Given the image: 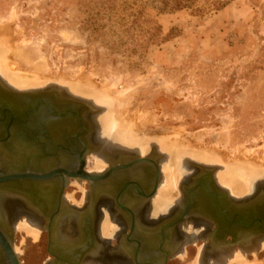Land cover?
Instances as JSON below:
<instances>
[{"label":"rangeland","instance_id":"rangeland-1","mask_svg":"<svg viewBox=\"0 0 264 264\" xmlns=\"http://www.w3.org/2000/svg\"><path fill=\"white\" fill-rule=\"evenodd\" d=\"M215 3L225 7L217 10L218 6H212ZM195 7L204 12L160 14L150 0H0V48L8 50L18 78L46 80L23 89L12 87L1 75L0 79L17 91L42 88L57 92L61 89L56 86H62L72 93L74 83L95 93L106 86L103 91L108 95L102 96L108 103L86 99L104 109L96 120L102 137H107L108 131L111 144L136 149L141 156L152 151L165 156L159 163L162 178L158 190L165 186L163 167L172 162L171 154L177 148L168 150L158 139H166L168 145L177 140L178 146L189 152L173 160L174 168L170 166L179 177L177 191L170 192L172 203L180 201L184 176L199 172L196 165L208 168L230 197L243 198L256 181L254 191L264 185V0H199ZM2 36L8 38V47L1 45ZM86 79L96 88H85ZM79 98L85 99L84 95ZM113 101H119L118 105L109 106ZM121 106L135 116L129 119L138 124L137 145L123 142L118 129L109 131L102 121L109 110L111 116L123 119ZM111 144L105 145L109 151ZM207 149H213L218 158L225 156V163L217 162V156L215 162L201 158L202 150ZM94 156L92 153L87 159V171L99 170ZM242 160L255 161L258 166L251 163L255 177L243 195L235 197L234 191L219 185L218 175L233 168V161ZM102 164L104 170L107 164ZM83 188L86 181H74L67 189L69 200L79 201L82 192L84 197ZM184 222L191 227L189 221ZM14 231L19 261L42 264L47 254L44 238L36 242L41 232L36 240ZM109 244L114 245V240ZM201 247L188 246L184 256L167 264H198ZM242 248L234 247V252ZM242 255L244 259L226 264H264V249L258 253L240 251L235 258ZM100 264L127 263L102 259Z\"/></svg>","mask_w":264,"mask_h":264},{"label":"flooded vegetation","instance_id":"flooded-vegetation-1","mask_svg":"<svg viewBox=\"0 0 264 264\" xmlns=\"http://www.w3.org/2000/svg\"><path fill=\"white\" fill-rule=\"evenodd\" d=\"M96 114L98 115V112L91 109L86 111V116L82 117L86 127L82 126L83 123L76 124L74 127L65 122L51 124L50 138L41 131L45 127L41 121L25 124L16 122L12 132V134L15 133L14 136L7 137V139L0 132V175L1 173H29L43 176L50 172H60L47 180L23 179L21 182L0 185V264L10 263L8 253L3 249L5 244V246H11L13 252L17 250L14 248V235L17 233L14 230L15 223L19 219H31L39 233L41 232L36 242H41L44 238L47 257L42 264L54 261L50 253L72 262L74 250L91 240L96 252L93 251V258L88 257L83 260V264H100L102 259L116 260L107 256L106 253L99 252L97 241L100 239L114 240V245H117L119 240L128 235L132 223H134L138 236H141L148 246H154L160 239L159 233L162 232L164 234L162 248L170 254L169 260L184 256L188 246H195L197 250L202 246L195 261L198 264H226L234 261L240 251L247 253L257 251L258 253L260 249H263L258 244V241L262 239L256 241L253 236L245 237L243 233L236 230L233 232L234 237L230 234H223L212 216L203 210L205 205L202 201L196 207L191 208L186 217L168 227L167 225L173 223L180 215V206L185 199L184 190L193 185V179L199 173L193 172L189 178H187L189 174L184 176V183L179 186L182 193L178 199L180 200L178 202H181L180 205L174 202L165 211H155L152 204L154 195L150 198L144 196L151 191L156 177L157 191L162 178L159 170L162 155L158 152L152 151L142 157L135 150L126 147H111L109 155L100 157L107 167L101 174L95 175L105 177L115 167L121 168L122 165L137 158H144L147 161L134 166V170H131L132 168L119 169L116 175L103 178L95 186L97 189L104 188L102 194L98 196L94 194L95 187L92 190L91 182L66 176L65 171H74L78 158L77 153L83 150L77 144L78 141H75V136L81 133L83 128H86L87 133L84 131L85 134L78 137L85 142L88 148L87 154L84 155L83 170L87 174L94 173L88 172L86 166L89 155L98 152L103 146L101 138L103 133L96 121L98 119ZM29 129L31 132L28 138L25 135ZM70 153L72 157L69 156ZM74 181L76 184L86 181V188L81 190L85 191L86 195L83 197L82 192L81 199L77 202L70 201L67 196V189ZM125 183L132 184L131 188L124 190L119 196L118 203V193ZM213 186L224 192L216 184ZM137 191L141 195H138ZM256 191L249 194V197L252 198ZM228 198H230L229 195ZM176 203H178L177 206H175ZM237 209H240V205ZM57 217L59 219L53 228V221ZM105 218L114 224L110 236L108 235L106 239L101 238L100 232L102 221ZM184 221H189L191 227L187 228ZM249 238L253 240L251 239L248 245L244 244L250 241ZM89 244L87 245L90 246ZM240 246H247L250 249L234 252V247L240 249ZM202 251L205 253V259H201ZM181 253L182 255L179 256ZM117 260L124 261L120 258Z\"/></svg>","mask_w":264,"mask_h":264},{"label":"water","instance_id":"water-1","mask_svg":"<svg viewBox=\"0 0 264 264\" xmlns=\"http://www.w3.org/2000/svg\"><path fill=\"white\" fill-rule=\"evenodd\" d=\"M1 84L0 132L5 139L14 136L15 133L12 134V132L14 131L13 128L16 122L25 124L27 122L41 121L45 126L41 131H43L44 135L49 138L51 124L54 125L55 123L65 122L74 127L76 124L83 123L82 126L86 127L82 117H85L86 111L90 110L88 104H91V102L88 100L85 101L84 99L76 98L62 89L57 92L50 89L19 92L10 89L3 84V86H1ZM83 129L84 130L81 133H78L75 136V141H78L77 144L81 147V150L83 149L77 153L78 158L77 163H75V169L72 172L65 171L64 174H67L66 176L69 177L85 179L86 181L91 182L92 190L103 178L116 175L119 169L124 170L132 168L131 170H134V166L147 161L144 158H137L128 164L122 165L121 168L115 167V169L111 170L105 177L95 174H87L83 170V165L84 155L87 154L88 148L82 139H78L79 136H83L82 134L84 131L87 133L86 128ZM30 130L31 129H29L26 132L27 135H25L28 138L30 137ZM69 156L72 157V154L70 153ZM196 169L199 171V174L194 177L193 185L184 190L185 199L180 206V215L173 221V223L167 225L168 227H171L173 224L186 217L191 208H194L199 203L203 202L205 205L203 206V210L206 211L209 216H212V219L216 222L217 226L220 228L219 230L223 232V234H230V236L234 237L233 232L236 230L244 235L252 234L253 237L264 235L263 184L259 185L256 189V194H254L252 198L249 197V195L240 200H234L228 198V195L224 192L214 188L212 182L213 176L208 168L196 165ZM59 173L60 172H50L43 176L29 173H1L0 185H6L10 182H21L23 179L47 180ZM156 181L157 177L151 191L144 196L145 198H150L155 194L157 187ZM131 185L132 184L125 183L122 186L117 196L118 203L119 196L124 190L131 188ZM239 205L240 209H237ZM163 235L164 234L160 232V239L158 242L155 243L154 246H148L145 243V240H143L141 236H138L135 231L134 223H132L128 235L119 240L117 245L109 244L110 240L108 239H100L97 241L96 245L97 250H100L99 252L106 253V255L111 256L110 258L112 259L120 258L126 261L127 264H166L170 258V254L162 248L164 244ZM222 237H224V235H222ZM89 243L86 242L82 247L74 250L72 254L74 255V260H72V262L65 261L63 258L50 253V255L54 257V261L49 264H82L83 260H86L88 257L93 258V251L96 252V250L93 249V241L91 240ZM5 245L3 249L8 253L9 264H21L18 261V256L12 251L11 246Z\"/></svg>","mask_w":264,"mask_h":264},{"label":"bare ground","instance_id":"bare-ground-1","mask_svg":"<svg viewBox=\"0 0 264 264\" xmlns=\"http://www.w3.org/2000/svg\"><path fill=\"white\" fill-rule=\"evenodd\" d=\"M8 36V35H7ZM8 38H5L4 36H2V41H1V45H7L9 42H8V40H7ZM5 41V42H4ZM6 41H7V44H6ZM10 41V40H9ZM10 45V44H9ZM6 47H8V45L6 46ZM11 61L12 60H10V55H9V52H8V50L6 51L5 50V48H4V50H3V48L1 47L0 48V75H1V77L3 76L4 77V79L6 80H8L9 82H10V84H11V86L12 87H16V88H26V87H29V86H32V85H39L40 83H42V82H45V80H41V81H39V79L38 78H36V79H32V81H29V79H20L21 78V76H20V78H18V76H17V74L18 73H16L17 71H15L14 70V64L13 63H11ZM13 62V61H12ZM16 68V67H15ZM18 69V68H17ZM16 69V70H17ZM25 76V75H24ZM23 76V77H24ZM36 77V76H35ZM42 78V77H41ZM84 80H85V78H83ZM92 79V78H91ZM93 80V79H92ZM0 82L4 85V86H6V87H8L5 83H3L2 82V80L0 79ZM48 82V81H47ZM89 81H87V79H86V82L85 83H83L84 85H85V88L86 87H90V89L91 88H96L95 87V85L93 84V86L94 87H92L91 85H90V83H88ZM92 82V81H91ZM44 84V83H43ZM74 84V83H73ZM71 85L72 87V93L74 94H72L71 92H69V89L67 90V89H64V88H62V86L61 87H58V86H56L57 88H60V89H62V90H64L65 92H68V93H70L71 95H73L74 97H76V98H79L81 95H84V97H85V101H86V99H88V98H91V99H93V100H95V101H97V102H99L100 104H102V105H104V103H108V102H105L104 100V97L102 96V94H104V95H108L107 94V92L105 93L104 91H103V88L105 87L106 88V86H104L103 88H102V90L100 89V90H96V91H94L95 93H96V95H95V93H93V92H91V91H86V90H84L83 88H82V86L83 85H81V86H79V85ZM66 85V84H65ZM70 85V84H69ZM68 85V87H70ZM97 85V84H96ZM34 86H32L33 88H34ZM52 86H55V85H52ZM40 87V86H39ZM64 87V86H63ZM67 87V88H68ZM10 88V87H9ZM10 89H12V88H10ZM42 88H40V89H31V90H26V91H19V92H27V91H38V90H41ZM93 89V90H94ZM107 89H108V87H107ZM107 89H104L105 91H108ZM14 90V89H13ZM15 91H17V90H15ZM103 92V93H102ZM98 94V95H97ZM77 95H79V96H77ZM112 98V97H111ZM112 99H115V98H112ZM118 98H116L115 100H117ZM119 100V99H118ZM89 102H91L90 100H88ZM119 102V101H118ZM117 102V103H118ZM95 103V102H94ZM113 103H115L114 101L113 102H109V106H111V107H113L114 105H113ZM117 103H115V104H117ZM113 106H112V105ZM91 105L92 106H95L96 107V110H97V112H101V113H104V109L102 108V107H97L96 105H94V104H92V102H91ZM118 105V104H117ZM106 106V105H105ZM116 106V105H115ZM127 106V108L129 107L128 105H126ZM126 106L124 107V106H121V107H123L122 109H123V112H122V110L120 111V112H122V115H123V119H120V117L118 118L119 119V121H117L118 119H116L117 117H113V116H111L110 115V112H111V114H112V110L110 111H108L107 113H108V115L105 117V118H103V122L105 123V126H106V128L109 130V131H111V129H115V132H116V130L118 129V131H119V135H120V138L119 139H122V140H124L123 142H125V143H128V144H136V141H135V139L138 137V136H136V133H138V132H136L135 130L137 129L136 127H137V122H135L134 124L131 122L132 120L131 119H129V118H132L133 117V114H132V116H131V113H129L128 111V109L126 108ZM110 108V107H109ZM110 109H112V108H110ZM117 109V108H116ZM118 111H119V109H118ZM118 114H119V112H118ZM97 115V114H96ZM121 114H120V116H122ZM135 115V114H134ZM98 116V115H97ZM131 116V117H130ZM135 117V116H134ZM133 117V119H135ZM100 120V119H99ZM136 121V120H135ZM134 122V121H133ZM136 128V129H135ZM117 131V132H118ZM138 131V130H137ZM114 132V131H113ZM114 134V133H113ZM110 135V132H108L107 131V137H110L109 136ZM138 135V134H137ZM134 136H135V139H134ZM107 137H102L101 136V138H102V144H103V146L101 147V150H99L98 152L96 151L95 153H93L94 155H96V156H94V159H95V162H96V167L97 168H99V170H103V164L102 163H104V161H102L101 159H100V157L102 156V157H104L105 155L107 156V155H109V149L105 146V145H108V144H111L112 143V140H110V138L109 139H107ZM112 139V138H111ZM118 139V140H119ZM121 140V141H122ZM137 140V139H136ZM120 141V140H119ZM158 141L164 146V147H166V149H168V150H170V149H172L173 147H177L176 148V150L174 151V152H172L173 154H171V160H172V162L167 166H164L163 168H164V171L165 172H163L164 173V175H163V180H164V182H165V186L163 185V187L160 189V190H158L159 189V187H158V189H157V191H156V193L154 194V196L152 197L153 199H152V204H153V208H155V211H165L166 210V208L169 206V205H171V203H172V199L170 198V192L171 191H173V190H175V191H177V185H178V174L176 173V171H175V169L173 170L172 168H174L175 166H173L174 164H173V160H175L176 158H178V156H180V154H187V153H189V152H187L186 150H183L185 147H183V149L181 148V147H179L178 146V142H177V140H175L174 142H172V143H170V145H168L167 144V142H165L166 141V139L164 140V139H158ZM124 144V143H123ZM112 145V147H120V145H118V144H111ZM133 145V146H134ZM137 145V144H136ZM186 146V145H185ZM129 147H131V146H129ZM163 147V149H165ZM123 148H125V147H123ZM180 148V149H179ZM187 148V147H186ZM189 148V147H188ZM127 149H129V148H127ZM177 149H179V150H177ZM201 149V148H200ZM132 150H135L137 153H139L140 154V152H138L136 149H132ZM147 149H145L144 150V152H142V154H145L147 151H146ZM213 151V149L212 150H205V151H203L202 150V153H201V158H204V159H206V161L207 160H210V162L211 161H213V162H215L216 160H215V156H217L215 153H213L212 152ZM191 152V151H190ZM105 153V154H104ZM194 153H197V152H194V151H192V154H194ZM218 153V152H217ZM191 154V153H190ZM215 154V155H214ZM240 154V153H239ZM245 154V153H244ZM196 155V154H195ZM140 156H141V154H140ZM219 156H220V154H219ZM223 158H222V157ZM219 158H218V156L216 157V158H218V160L219 161H217V162H220V163H225L224 162V157L225 156H223V155H221ZM240 156V155H239ZM143 157V156H142ZM200 157V156H199ZM162 158L164 159L165 158V156H163L162 155ZM236 158H237V156H236ZM235 158V159H236ZM239 158V157H238ZM237 158V159H238ZM203 159V160H204ZM231 159H233V158H231ZM235 159H233V160H235ZM203 160H201V161H203ZM239 160V159H238ZM205 161V160H204ZM235 161H237V160H235ZM235 161H233L232 163L233 164H231L230 163V165L228 164V165H226V166H230V167H233V168H231V169H227V172L225 173H221V174H219L218 175V179H219V185L221 186V187H224V188H226L230 193H231V191H234V193H231L233 196H235V197H237V196H240V195H243V193L246 191V188H248L249 187V183L252 181V179L255 177V168H254V166H258V165H256L254 162H252V161H250L249 163H248V161H247V163H245L244 162V160H242L241 162L240 161H238V162H235ZM235 162V163H234ZM242 162H243V164H242ZM187 163H188V159H186V160H184V164H186L187 165ZM251 163H253V165L251 164ZM85 164V163H84ZM185 165V166H186ZM99 166V167H98ZM105 166V165H104ZM170 166H172V168H170ZM95 167V168H96ZM253 168V169H252ZM97 170V169H96ZM91 171V172H94V173H92V174H99L100 173V171ZM88 172H90V171H88ZM90 172V173H91ZM247 174L248 175V177L247 178H245L242 174ZM101 174V173H100ZM183 176V175H182ZM77 179H80V178H77ZM76 180V179H75ZM82 180V179H81ZM160 181V180H159ZM212 182H213V184H216V182H215V179H214V177H212ZM242 182L245 184V186L242 184ZM257 182V181H256ZM256 182L252 185V189H251V191H250V193L249 194H251V193H253V191H254V189H255V187H256ZM79 183V182H78ZM81 183V182H80ZM159 185V184H158ZM160 186V185H159ZM216 186H218L217 184H216ZM219 187V186H218ZM246 187V188H245ZM251 187V186H250ZM104 188H102V187H100V188H98L97 189V187H95V189H94V194H97V196L98 195H100V194H102V192L104 191L103 190ZM219 189H221L222 191H224V192H226V194H228L227 193V191L225 190V189H222V188H220L219 187ZM172 193V192H171ZM238 193H240L239 195H237ZM229 195V194H228ZM249 196V195H248ZM229 197H230V195H229ZM245 197H247V196H245ZM230 198H232V199H234V200H238V199H242V198H239V197H237V198H234V197H230ZM244 198V197H243ZM179 203V202H178ZM178 203H176V205L175 206H177V204ZM181 203V202H180ZM180 203H179V205H180ZM169 208V207H168ZM154 210V209H153ZM58 217L53 221V228L56 226V222L58 221ZM189 224V223H188ZM111 226H112V223L109 221V219H107V218H105L104 219V222L102 223V226H101V230H100V232H101V238H104V239H106L107 237H109L110 235V232H111ZM112 228H113V226H112ZM15 229L17 230V231H22V232H24L26 235H28L29 237H31V238H33V239H36L37 237H38V231L36 230L37 228H36V225L31 221V219L30 220H27V219H19L16 223H15ZM189 230H187V232H188ZM240 234V233H239ZM109 235V236H108ZM247 236H252V234H246L245 235V237H247ZM63 238V237H62ZM256 241L257 240H259V239H264V235H258V236H255V237H253ZM248 239V238H247ZM252 238H249V240L250 241H247L246 243H244V244H246V245H248L252 240H251ZM37 240V239H36ZM241 240V239H240ZM260 243V242H259ZM258 243V244H259ZM243 245V244H242ZM259 246H260V248L261 247H263V249H264V241L263 242H261L260 244H259ZM255 247V246H254ZM242 249H244V250H246V249H250V247L248 248L247 246L245 247V248H242ZM17 253H18V251L17 250H15ZM14 251V252H15ZM204 251V250H203ZM201 252V259H205L204 257H205V253L204 252ZM15 252V253H16ZM16 253V255L18 256V254ZM103 257V256H102ZM181 257V256H180ZM240 259H244V256L242 255V256H240L239 258H235L234 260H236V261H240ZM229 260V259H228ZM233 261V260H232ZM231 261V262H232ZM243 261V260H242ZM243 262H245V261H243ZM92 263H93V261H92ZM220 263H222V262H220ZM239 263V262H238ZM246 263V262H245ZM83 264V263H82ZM213 264V263H212ZM239 264H241V263H239Z\"/></svg>","mask_w":264,"mask_h":264},{"label":"trees","instance_id":"trees-1","mask_svg":"<svg viewBox=\"0 0 264 264\" xmlns=\"http://www.w3.org/2000/svg\"><path fill=\"white\" fill-rule=\"evenodd\" d=\"M198 1L199 0H150V4L154 6L153 9H156L160 14H170L182 10H193L197 14H202L204 12L203 9L195 7ZM212 6H218L217 10L225 7L224 3H215Z\"/></svg>","mask_w":264,"mask_h":264}]
</instances>
